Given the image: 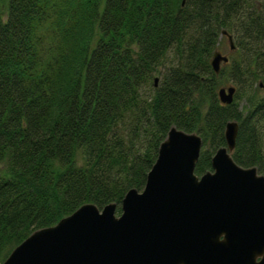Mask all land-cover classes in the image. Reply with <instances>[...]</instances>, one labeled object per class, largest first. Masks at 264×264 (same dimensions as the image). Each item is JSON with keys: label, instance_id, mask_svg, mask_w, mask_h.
Here are the masks:
<instances>
[{"label": "trees", "instance_id": "obj_1", "mask_svg": "<svg viewBox=\"0 0 264 264\" xmlns=\"http://www.w3.org/2000/svg\"><path fill=\"white\" fill-rule=\"evenodd\" d=\"M263 90L264 0H0V262L82 204L119 214L173 125L201 136L202 175L235 120L234 161L264 175Z\"/></svg>", "mask_w": 264, "mask_h": 264}, {"label": "water", "instance_id": "obj_2", "mask_svg": "<svg viewBox=\"0 0 264 264\" xmlns=\"http://www.w3.org/2000/svg\"><path fill=\"white\" fill-rule=\"evenodd\" d=\"M222 34L232 50V36ZM227 60L215 51L214 72ZM234 93L217 90L223 104ZM237 135L238 123L228 121L226 146L198 176L201 136L171 126L143 189L125 193L119 215L115 203L82 204L33 231L0 264H264V176L232 158Z\"/></svg>", "mask_w": 264, "mask_h": 264}, {"label": "rangeland", "instance_id": "obj_3", "mask_svg": "<svg viewBox=\"0 0 264 264\" xmlns=\"http://www.w3.org/2000/svg\"><path fill=\"white\" fill-rule=\"evenodd\" d=\"M218 50L221 51L222 54H228V42H227V39L226 38L221 39V44L219 45ZM176 60L177 59L175 58L170 63L175 64L177 62ZM222 66H223V64H222ZM155 78L157 79L156 80V84H157L159 81H161L162 76L160 74H157L155 76ZM224 83L225 84H223V82H222V86L229 85L226 82H224ZM257 99L260 100V101H264V90L263 91H259V93H257ZM258 126L260 127V131H259V136H260V140H259L260 150L262 152V156L264 157V115H263L262 121L258 124ZM263 167H264V161H263Z\"/></svg>", "mask_w": 264, "mask_h": 264}]
</instances>
